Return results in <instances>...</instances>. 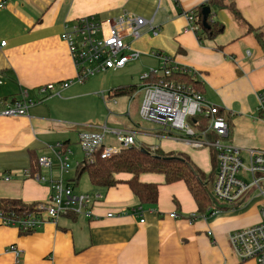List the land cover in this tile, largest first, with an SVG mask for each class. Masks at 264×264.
<instances>
[{"label":"crops","instance_id":"obj_1","mask_svg":"<svg viewBox=\"0 0 264 264\" xmlns=\"http://www.w3.org/2000/svg\"><path fill=\"white\" fill-rule=\"evenodd\" d=\"M2 1L6 7L0 9V43L7 46L0 48V202H48L50 186L34 178L48 173L38 168L32 174L37 159L54 157L51 148L58 144L71 149L74 132L78 144L80 133L101 132L109 125L101 117L72 119L71 104L83 98L85 88L98 83L100 75L71 86L61 96L45 98L38 92L49 84L75 79L76 69L62 35L86 17L101 23L127 16L144 19L148 24L141 29V37L127 38L131 48L140 52L137 61L144 58L158 68L159 57L165 55L193 70L200 84L195 89L227 116V141L245 151L264 150V122L257 113V95L264 91V0ZM206 7L211 9L207 22L221 27L213 38L188 29L191 12L199 21L202 14L204 25ZM134 62L101 75L124 71ZM23 90L36 102L29 115L3 116L4 104L18 99ZM133 98L118 99L121 110L125 105L134 107ZM142 102L136 107L138 115ZM129 113V122L117 130L134 135L136 147L186 155L209 174L214 151L194 149L168 136L162 126H143ZM79 122L82 128L75 124ZM107 140L112 142L113 137ZM131 178L118 174L116 179L123 183L109 189L91 185L87 193L102 197L93 207L92 219L69 214L28 234L0 222V264L16 263L15 255L8 252L11 246L21 251L22 264H257L241 262L229 242L231 232L260 222L257 195L239 207L220 206L223 209L213 214L210 208L200 210L185 182L167 184L160 174L140 176V182L159 186L158 203H142L126 183ZM173 213L178 217L171 218Z\"/></svg>","mask_w":264,"mask_h":264},{"label":"built area","instance_id":"obj_2","mask_svg":"<svg viewBox=\"0 0 264 264\" xmlns=\"http://www.w3.org/2000/svg\"><path fill=\"white\" fill-rule=\"evenodd\" d=\"M5 7L6 2L0 0V9ZM187 18L188 29L199 36L202 27L196 13H189ZM147 24L144 19L132 16L109 19L105 23L96 21L94 17L80 19L62 35L76 69L75 79L49 84L38 89L39 94L45 98L61 96L64 90L73 85H83L97 75L122 70L128 63L137 61L140 52L131 48L127 38L139 39L141 29ZM6 46L7 42L0 43V48ZM159 58L161 65L141 76L140 88L144 91L141 119L162 126L168 136L182 139L194 149L208 148L216 152L218 171L212 195L216 206L210 209L213 214L223 209L220 206L239 207L246 204V199L257 195L261 206L260 222L231 232L229 242L241 262L264 264V150L245 151L230 144L227 141L230 134L228 119L224 113L221 114L224 111L220 107L210 103L192 86L166 81L175 74H188L193 78L197 74L176 65L168 56ZM2 85L3 80L0 79V87ZM257 102L258 117L264 122V91L258 93ZM35 104L28 91L23 90L18 99L4 104L1 114L26 117ZM194 118L200 120L193 125L188 123ZM201 119L207 120L208 125H203ZM108 136L113 137L115 145L107 142ZM78 144L85 158H91L101 151V158L109 159L126 148L136 146V140L130 133L105 126L101 132L80 133ZM51 151L54 157L39 158V166L48 176L37 173L34 177L39 183L50 186L48 202L36 204L35 212L28 215L0 210L2 226L14 227L28 234L41 229L48 222L57 223L62 216L69 214L93 218V207L102 197L94 193L78 194L69 179L66 180L71 172L72 152L69 147L58 144ZM170 217L175 219L178 215L173 213ZM8 252L15 255V264H22V253L17 247L11 246Z\"/></svg>","mask_w":264,"mask_h":264},{"label":"trees","instance_id":"obj_3","mask_svg":"<svg viewBox=\"0 0 264 264\" xmlns=\"http://www.w3.org/2000/svg\"><path fill=\"white\" fill-rule=\"evenodd\" d=\"M203 8L204 6H201L199 9L202 10ZM200 16L201 19L199 22L204 34L210 38L215 37L221 27L208 22L209 27L205 28L202 24V14ZM166 81L185 84L196 89L200 86L199 82L188 74H175L173 77L167 78ZM136 92V86L121 87L113 91V97H131ZM199 120L200 118H194L190 119V122L194 124L195 121ZM201 121L203 125H208L207 120L201 119ZM213 155V171L210 175H205L188 156L183 154H167L161 150H153L152 152V149L148 147L132 146L124 149L119 155L109 159H102L100 151L97 155L91 158H85L78 164L76 176L70 179L69 182L75 189H78L81 178L87 175L93 187L109 189L123 183L116 179V175L122 173L129 174L132 178L126 183L134 195L142 203L155 205L158 203L159 186L140 182V176L143 174H160L165 176L167 184L185 182L200 210L204 211L206 208L212 209L216 205L209 191V186L214 183L218 171V161L215 151ZM38 168H41L39 166V158L37 159L36 165L32 168V174L39 172ZM35 207L36 204H26L20 200H3L0 202V210L15 212L18 215L31 214L35 212Z\"/></svg>","mask_w":264,"mask_h":264},{"label":"rangeland","instance_id":"obj_4","mask_svg":"<svg viewBox=\"0 0 264 264\" xmlns=\"http://www.w3.org/2000/svg\"><path fill=\"white\" fill-rule=\"evenodd\" d=\"M154 67L156 66L151 61L143 58L137 62L129 64L124 71L113 73L111 75L109 74L108 76H104V75L98 76L97 77L98 83H95L85 88L83 93L86 95L80 100L74 101L71 104L70 107L73 108L72 109V113H73L72 119L80 120L82 118H86L90 116L93 118L101 117L104 121L108 120L109 129L117 130V129H122L123 127H125L123 123L126 124L129 122L130 119L128 117V112H130L133 118L137 122H139L143 126H149V125L151 126L152 125L151 123L145 122L141 119L140 115H138L136 107H138V103L140 101L142 102L144 98V91L139 89L140 86L142 85L141 76ZM91 81H89V83ZM121 84H124V85L127 84V86L137 87V92L133 96L131 97L129 96L130 98L134 97L133 98L134 107H130L129 109V106L127 105V108H126V105H125V109H124L125 111L121 110V104L118 102V99L122 97L112 96L113 91L116 90ZM121 112H124V113H121ZM68 117H71V116H68ZM188 123L193 125L190 122V120L188 121ZM75 124H78L80 127L83 125L80 122L75 123ZM74 133H75V136H72L73 143L70 149L72 152V154L70 155L71 172L68 176H66V180L75 178L76 168L78 164H80L85 159V156L81 152L80 147L77 146L78 145L77 138H76L77 133L76 132ZM109 140H107V142H110ZM207 149H204V150H207ZM152 152H153V149H152ZM212 171H213V166H211V169L208 175H210ZM91 190L92 188H91L89 178L87 175H84L80 180V185L76 192L79 194H86L87 192H90ZM209 191L211 195H213V183L210 184ZM258 201H260V199H256L255 203Z\"/></svg>","mask_w":264,"mask_h":264},{"label":"water","instance_id":"obj_5","mask_svg":"<svg viewBox=\"0 0 264 264\" xmlns=\"http://www.w3.org/2000/svg\"><path fill=\"white\" fill-rule=\"evenodd\" d=\"M210 15H211V9L209 7H206L204 9V27L205 28L209 27L207 19L209 18Z\"/></svg>","mask_w":264,"mask_h":264}]
</instances>
